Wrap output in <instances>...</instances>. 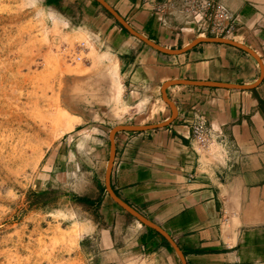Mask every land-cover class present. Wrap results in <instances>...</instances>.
<instances>
[{
    "label": "crops",
    "instance_id": "obj_1",
    "mask_svg": "<svg viewBox=\"0 0 264 264\" xmlns=\"http://www.w3.org/2000/svg\"><path fill=\"white\" fill-rule=\"evenodd\" d=\"M101 1L134 34L177 53L132 41L91 4L82 9L86 32L115 54L132 119L86 135L102 166L108 155L99 217L81 224L82 236L97 235L104 260L95 264H264V0H214L232 16L228 35L202 36L189 24L172 40L154 38L172 28L151 27L142 6L171 0ZM122 126L150 128L110 137Z\"/></svg>",
    "mask_w": 264,
    "mask_h": 264
},
{
    "label": "rangeland",
    "instance_id": "obj_2",
    "mask_svg": "<svg viewBox=\"0 0 264 264\" xmlns=\"http://www.w3.org/2000/svg\"><path fill=\"white\" fill-rule=\"evenodd\" d=\"M202 1L142 3L152 14L151 27L172 28L167 35L153 30L154 38L187 33L194 16L205 12ZM99 2L0 0V264L104 260L97 257V235L82 236L81 224L99 217L108 155L102 166L95 147L84 145L99 125L110 129L132 119L126 100L113 98L115 54L97 45L96 34L86 40L75 36L86 32L83 7L91 4L132 41L142 42ZM63 114L77 120L69 130L58 123Z\"/></svg>",
    "mask_w": 264,
    "mask_h": 264
},
{
    "label": "built area",
    "instance_id": "obj_3",
    "mask_svg": "<svg viewBox=\"0 0 264 264\" xmlns=\"http://www.w3.org/2000/svg\"><path fill=\"white\" fill-rule=\"evenodd\" d=\"M205 12L196 14L189 24L199 35H228L231 32L232 16L221 4L214 0H203ZM193 137L200 144L204 143V128L202 124H196L192 128Z\"/></svg>",
    "mask_w": 264,
    "mask_h": 264
},
{
    "label": "bare ground",
    "instance_id": "obj_4",
    "mask_svg": "<svg viewBox=\"0 0 264 264\" xmlns=\"http://www.w3.org/2000/svg\"><path fill=\"white\" fill-rule=\"evenodd\" d=\"M53 23L55 25H61V26H64V23L59 20L57 17H53ZM77 35V37L80 38H83L86 40V37L87 36H90V34H88L87 32H84V31H78L75 36ZM74 36V37H75ZM89 49H90V52L91 54L94 52V49H93V46L91 44L88 45ZM93 55V54H92ZM96 57V56H95ZM107 57V56H105ZM117 65V64H115ZM108 72V71H106ZM108 74V73H107ZM118 76V73H117V69L115 68V70L113 71V73L111 74V88H112V91H113V98H114V101L115 102H120L122 101V85L119 81V78L117 77ZM147 99H143V102H146ZM125 110V108H124ZM117 111V110H116ZM58 123H61L63 126L66 127L67 130L71 129L72 126H73V123L76 120V118L74 116H70L69 114H63L62 117L58 116ZM88 148V146H87ZM209 150V149H208ZM212 150V149H211ZM209 152V151H208ZM205 154V153H204ZM139 224V223H138ZM80 229V228H79ZM137 264V263H136Z\"/></svg>",
    "mask_w": 264,
    "mask_h": 264
},
{
    "label": "water",
    "instance_id": "obj_5",
    "mask_svg": "<svg viewBox=\"0 0 264 264\" xmlns=\"http://www.w3.org/2000/svg\"><path fill=\"white\" fill-rule=\"evenodd\" d=\"M98 1H100V0H98ZM100 3L104 6V7H106L105 6V4L102 2V1H100ZM109 10V9H108ZM110 11V10H109ZM110 13L125 27V28H127L126 26H125V24L119 19V17L113 12V11H110ZM130 33H132L131 31H130ZM132 34H134V32L132 33ZM135 36H137L136 34H134ZM137 37H139L140 38V36H137ZM142 41H144V42H146L147 44H149L150 46H152V47H154V48H156V49H158V50H160L161 52H164V53H169V54H175V53H177V52H175V51H167V50H164V49H162V48H159V47H157V46H155V45H153V44H151L150 42H148V41H146L145 39H142V37L140 38ZM202 39L200 38V39H198L197 41H201ZM209 41H211V42H219V43H225V44H233V45H236V43H234V42H232V41H230V40H226V39H222V38H210V39H208ZM170 84H175V83H167L166 85H170ZM165 85V86H166ZM148 128H150V127H116L115 129H113L112 131H111V135H110V137H112L113 136V134L116 132V131H120V130H127V131H140V130H146V129H148ZM113 158V147L111 148V154H110V162H109V167H108V170H107V174H106V177H105V185L108 187V178H109V170H110V165H111V159ZM127 209V208H126ZM127 211L128 212H130L133 216H135L137 219H139L141 222H143V223H145L146 224V221L143 219V218H141L140 216H138L137 214H135V213H133L132 211H130L129 209H127Z\"/></svg>",
    "mask_w": 264,
    "mask_h": 264
},
{
    "label": "trees",
    "instance_id": "obj_6",
    "mask_svg": "<svg viewBox=\"0 0 264 264\" xmlns=\"http://www.w3.org/2000/svg\"><path fill=\"white\" fill-rule=\"evenodd\" d=\"M55 3H56V0H48V4H54L55 5Z\"/></svg>",
    "mask_w": 264,
    "mask_h": 264
}]
</instances>
